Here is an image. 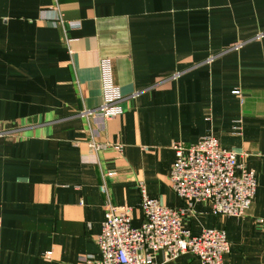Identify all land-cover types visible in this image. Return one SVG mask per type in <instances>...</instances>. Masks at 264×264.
Masks as SVG:
<instances>
[{
    "label": "crops",
    "instance_id": "crops-1",
    "mask_svg": "<svg viewBox=\"0 0 264 264\" xmlns=\"http://www.w3.org/2000/svg\"><path fill=\"white\" fill-rule=\"evenodd\" d=\"M102 57L124 97L111 119L81 115L102 105ZM206 135L256 172L244 216L172 188L174 145ZM141 184L192 234L225 230L224 264H264V0H0V264L99 257L107 200L138 227Z\"/></svg>",
    "mask_w": 264,
    "mask_h": 264
},
{
    "label": "built area",
    "instance_id": "built-area-1",
    "mask_svg": "<svg viewBox=\"0 0 264 264\" xmlns=\"http://www.w3.org/2000/svg\"><path fill=\"white\" fill-rule=\"evenodd\" d=\"M63 16L58 11L51 19L63 26ZM99 69L102 105L85 109L81 115L104 119L122 115L124 97L114 80L112 59L102 57ZM234 94L241 96V91L234 90ZM115 148L121 151L123 145L118 143ZM174 150L176 159L169 178L174 191L189 205L194 200L208 202L214 213L234 217L248 212L256 194V172L238 163L237 152L222 148L213 135L203 136L191 145L178 143ZM114 174L109 172L107 176ZM101 189L108 193L106 184ZM140 190V208L144 216L141 225L132 224L130 207L116 206L108 199L97 239L99 257L83 256L79 264H151L152 253L160 250L168 261L191 253L201 264H224L225 256L232 249L225 230L208 228L194 235L183 225L184 209L162 205L147 194L144 184L140 185ZM258 222L264 229V216Z\"/></svg>",
    "mask_w": 264,
    "mask_h": 264
}]
</instances>
